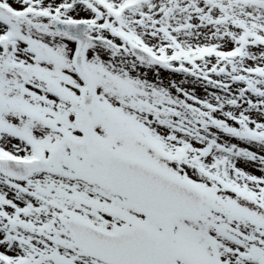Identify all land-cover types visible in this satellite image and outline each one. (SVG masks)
<instances>
[{"label": "snow or ice", "instance_id": "obj_1", "mask_svg": "<svg viewBox=\"0 0 264 264\" xmlns=\"http://www.w3.org/2000/svg\"><path fill=\"white\" fill-rule=\"evenodd\" d=\"M0 264H264V0H0Z\"/></svg>", "mask_w": 264, "mask_h": 264}, {"label": "rangeland", "instance_id": "obj_2", "mask_svg": "<svg viewBox=\"0 0 264 264\" xmlns=\"http://www.w3.org/2000/svg\"><path fill=\"white\" fill-rule=\"evenodd\" d=\"M161 75H162V77L167 78L169 76V73L167 71L161 69Z\"/></svg>", "mask_w": 264, "mask_h": 264}]
</instances>
